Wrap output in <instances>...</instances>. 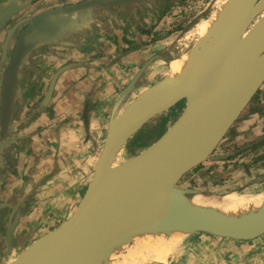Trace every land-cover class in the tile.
Wrapping results in <instances>:
<instances>
[{"label": "water", "instance_id": "95a60500", "mask_svg": "<svg viewBox=\"0 0 264 264\" xmlns=\"http://www.w3.org/2000/svg\"><path fill=\"white\" fill-rule=\"evenodd\" d=\"M156 1L164 0H81L31 12L33 0L0 2V177L15 166L12 152L22 149L24 140L18 135L50 108L60 78L83 65L53 66L61 50L83 44L88 33L100 29L103 12L116 22L118 10L126 17L149 16ZM222 9L208 33L186 52L196 49L179 72L136 94L157 60L170 67L175 60L154 56L123 86L93 176L65 222L29 242L18 234L25 199L14 203L0 198V264H117L132 239L138 233L147 236L152 226L239 242L264 236V208L215 212L185 201L207 191L180 186L208 161L227 160L264 142L262 136L230 156H215L231 130L253 118L246 111L264 87V0H226ZM45 56L54 59L46 61ZM46 71L52 74L48 86L31 104ZM179 105L180 115L159 138L141 149L130 146L153 121ZM27 107V119L20 122Z\"/></svg>", "mask_w": 264, "mask_h": 264}, {"label": "crops", "instance_id": "0c3cea01", "mask_svg": "<svg viewBox=\"0 0 264 264\" xmlns=\"http://www.w3.org/2000/svg\"><path fill=\"white\" fill-rule=\"evenodd\" d=\"M79 1L33 0L30 12L36 7L41 10L54 4L68 5ZM129 9L133 13L137 11L134 7ZM117 16L118 22L110 21L103 12L98 20L102 24L100 29L88 33L83 44L80 40L79 46L61 50L56 68L73 62L83 65L67 71L60 78L50 108L18 135L24 140L22 149L15 147L12 152L15 166L7 176L0 177L1 199L9 198L14 203L25 199L20 208L18 234L28 238L29 242L61 225L78 207L93 176L113 105L137 66L139 53L135 58L133 53L138 49L132 46L145 40L143 34L134 33L132 24L138 27L147 21L136 16L127 15V18L122 10L117 11ZM121 24H125L123 28ZM142 54H145V49ZM44 59L52 62V57L45 56ZM49 75V71L44 73L41 86L44 85L38 92H33L35 98L31 104L43 96ZM28 86L25 84L24 89ZM259 107L263 113L264 105ZM28 110L27 107L23 111L20 122L25 117L27 119ZM250 118L245 120L249 121L247 126L253 123ZM258 240L260 238L239 242L201 235L192 244L187 258L166 264H217L216 259L220 261L222 258L219 253L229 249H236L246 256L244 260L241 257V264H251L250 261L247 263V257L251 249L260 245ZM232 262L227 260L228 264Z\"/></svg>", "mask_w": 264, "mask_h": 264}, {"label": "rangeland", "instance_id": "374dc122", "mask_svg": "<svg viewBox=\"0 0 264 264\" xmlns=\"http://www.w3.org/2000/svg\"><path fill=\"white\" fill-rule=\"evenodd\" d=\"M225 1L226 0H164L163 2H153L150 8L151 11H148L149 16H139V20L144 18L147 24H138V27L133 25L135 27L134 33L138 32L143 34L145 40L132 46L133 49H138L133 53L135 58L136 54L139 53V60L136 64L137 66L133 68V74L154 56H160L170 60L180 57L183 58V55L194 46L200 37L198 26L203 21L210 18ZM12 25L13 24H10L9 26L11 27ZM10 27L6 28L4 33L7 32ZM4 33L3 36L5 35ZM127 34V36L130 35V33ZM2 40L3 37L0 38V54ZM129 47L131 46L129 45ZM144 49L145 54H142ZM135 61L137 60L135 59ZM53 66H58V63H54ZM125 69H128V67ZM150 70H152L150 75H146L142 80L139 86L140 89L136 91V94L144 89V87L172 72L169 64L166 65L163 60H157ZM51 73L53 72L51 71ZM133 76L134 75L128 77V82ZM259 105H264V87L259 91L252 105L246 111V114L253 116L250 120L253 123L247 126L249 121L239 122L221 143L215 156H230L241 146L264 136V112L261 113L258 111L260 110ZM182 109L183 105H179L167 113L163 118L153 121L136 139H134L130 146L141 149L150 144L151 141L159 138L180 115ZM180 186L196 188L217 195L231 193L232 191L238 193V190L244 189L246 193H261L264 196V143L260 144L255 149L246 150L234 156H230L227 160L208 161L202 165L200 169L194 170L186 175L181 181ZM201 235L202 234L198 233L186 236L183 249L175 253L167 263L171 260L176 262L177 260L187 258L186 256L189 255L192 244ZM258 241L260 245H256V247L251 249L248 254L249 260L247 257V263L250 261L251 264H264V236ZM127 249L128 248L122 251V257H120L117 264H120V262L124 260L123 256L126 254ZM219 255H222V258L220 261L216 259V262H218L217 264H228L227 260H231V262L233 260L232 263L234 264H241V261L246 257L243 256V253H238L236 249L226 250V252H221ZM242 256L243 258L241 260ZM143 262H148L147 264H163L162 262L148 260H139L133 264H141Z\"/></svg>", "mask_w": 264, "mask_h": 264}, {"label": "bare ground", "instance_id": "6f19581e", "mask_svg": "<svg viewBox=\"0 0 264 264\" xmlns=\"http://www.w3.org/2000/svg\"><path fill=\"white\" fill-rule=\"evenodd\" d=\"M223 6V5H222ZM222 6L211 15L210 18L203 21L198 26V32L204 37L214 22L222 12ZM194 35V34H193ZM195 50L186 53L183 58L175 59L171 62L172 73L179 72L184 65L191 59ZM185 201L194 205H201L215 212H237L243 213L249 209L264 208V196L258 194H238L229 193L224 195L203 194L198 196H187ZM147 236L138 233L132 239V245L128 248L123 259L132 263L139 260H148L167 263L169 259L177 252H180L184 246V240L187 232L172 228H160L152 226L147 232ZM186 241V240H185ZM116 249L114 253H118ZM178 255V254H177ZM119 259H116V262Z\"/></svg>", "mask_w": 264, "mask_h": 264}, {"label": "flooded vegetation", "instance_id": "af4514ba", "mask_svg": "<svg viewBox=\"0 0 264 264\" xmlns=\"http://www.w3.org/2000/svg\"><path fill=\"white\" fill-rule=\"evenodd\" d=\"M258 111H261V108H260V110H258ZM259 138H260V137H259ZM257 139H258V138H257ZM257 139H255V140H257ZM255 140H254V141H255ZM252 142H253V141H252ZM263 143H264V142H263ZM261 144H262V143H261ZM245 145H246V144H245ZM259 145H260V144H259ZM259 145H258V146H259ZM258 146H255V147H253L252 149L257 148ZM241 147H242V146H241ZM252 149H249V150H252ZM249 150H248V151H249Z\"/></svg>", "mask_w": 264, "mask_h": 264}, {"label": "trees", "instance_id": "16d2710c", "mask_svg": "<svg viewBox=\"0 0 264 264\" xmlns=\"http://www.w3.org/2000/svg\"><path fill=\"white\" fill-rule=\"evenodd\" d=\"M256 111V110H255ZM144 140H146V139H144ZM201 168V166L200 167H198L197 169H195V170H198V169H200Z\"/></svg>", "mask_w": 264, "mask_h": 264}]
</instances>
